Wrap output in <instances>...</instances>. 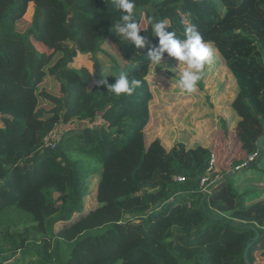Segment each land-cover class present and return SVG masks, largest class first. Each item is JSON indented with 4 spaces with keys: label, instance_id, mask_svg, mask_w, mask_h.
I'll list each match as a JSON object with an SVG mask.
<instances>
[{
    "label": "trees",
    "instance_id": "trees-1",
    "mask_svg": "<svg viewBox=\"0 0 264 264\" xmlns=\"http://www.w3.org/2000/svg\"><path fill=\"white\" fill-rule=\"evenodd\" d=\"M135 3L132 22L163 20L179 39L195 27L218 53L236 89L229 112L242 163L257 156L202 193L212 150L146 141L148 56L159 47L151 25L139 30L137 47L116 33L112 0H0V264H245L256 233L247 258L264 264L263 190L234 183L251 171L264 176L256 147L264 135V0ZM107 40L127 66L103 75L97 56ZM86 56L95 74L73 66ZM122 71L142 81L130 95L98 86ZM75 120L90 124L43 147ZM93 176L96 205L84 211Z\"/></svg>",
    "mask_w": 264,
    "mask_h": 264
},
{
    "label": "rangeland",
    "instance_id": "rangeland-1",
    "mask_svg": "<svg viewBox=\"0 0 264 264\" xmlns=\"http://www.w3.org/2000/svg\"><path fill=\"white\" fill-rule=\"evenodd\" d=\"M32 12L33 7L30 5L25 20L31 19ZM1 13L0 9V15ZM145 27L146 23L141 21L140 29ZM121 36L123 37V34ZM127 41L131 40L127 39ZM208 46L212 51L211 61L205 65L202 79L200 83L198 82L196 91L192 93H187L178 86L185 66L175 58L166 57L160 61L159 66H151L149 80L153 99L149 107V123L144 132L147 142L159 137L166 149L180 142L185 147L202 145L212 150L211 158L215 175L211 180L215 177L217 181L225 173L233 174L236 168L234 164L242 163L246 154L233 137L236 123L229 112L230 101L236 92L235 85L232 83L233 79L222 65L218 53L210 45ZM41 52L44 53L45 50ZM97 61L98 68H100L98 70L103 75H107L115 67H118L115 69H121L127 66L126 61L110 40L104 43L101 53L97 56ZM73 66L75 68L86 66L92 74L96 73L94 62L89 56L76 59ZM18 78H22L21 74H18ZM89 124L87 121L77 122L76 120L69 124L61 123L56 127L54 134L58 141L70 130L82 129L88 127ZM263 168L264 164L260 162L258 169ZM242 174L236 175L237 179ZM97 182V176L91 177L87 182L89 195L85 200L84 211L95 208ZM234 183L241 190L250 186L259 191L263 190L261 193L264 197V176L257 174L256 171L245 173L243 179ZM13 260H11L13 264H19ZM256 262V264L262 262L258 255H256Z\"/></svg>",
    "mask_w": 264,
    "mask_h": 264
},
{
    "label": "clouds",
    "instance_id": "clouds-1",
    "mask_svg": "<svg viewBox=\"0 0 264 264\" xmlns=\"http://www.w3.org/2000/svg\"><path fill=\"white\" fill-rule=\"evenodd\" d=\"M112 3L120 13L119 22L115 24L116 33L123 34L124 39H130L137 47H143L144 39L138 35L139 23L132 22L137 14L135 0H112ZM145 23L152 26V35L157 37L159 42V47L150 51L149 62L153 66H159L161 54L166 51L170 57L185 66L178 81L179 88L187 93L196 91L203 76V69L212 57V51L201 33L195 27H189L185 30L184 38L179 39L174 32L166 31L168 25L163 20L149 16ZM97 83L112 94L120 96L130 95L142 81L135 78L129 80L128 74L122 71L115 77L114 83H108L103 78Z\"/></svg>",
    "mask_w": 264,
    "mask_h": 264
},
{
    "label": "built area",
    "instance_id": "built-area-1",
    "mask_svg": "<svg viewBox=\"0 0 264 264\" xmlns=\"http://www.w3.org/2000/svg\"><path fill=\"white\" fill-rule=\"evenodd\" d=\"M54 132H56V131L54 130V131L50 132L48 134V136L44 139V143H43L44 148H49V147L53 148L56 145V143L58 142ZM256 156H257L256 154L249 156L247 158V161L242 163L241 165L237 166L234 171H240L241 169L247 167L248 162H251ZM213 175H215V173L213 170V161L211 159L209 166L205 172V176L200 180L199 187H200L202 193L207 192L206 190H208L207 186L209 185V180L211 181V178ZM213 180L216 181L215 177ZM176 181L182 182V181H184V178L178 177V178H176Z\"/></svg>",
    "mask_w": 264,
    "mask_h": 264
},
{
    "label": "water",
    "instance_id": "water-1",
    "mask_svg": "<svg viewBox=\"0 0 264 264\" xmlns=\"http://www.w3.org/2000/svg\"><path fill=\"white\" fill-rule=\"evenodd\" d=\"M256 147H257V150H258V151L264 149V135L261 136V137L256 141ZM257 238H258V233H256V235H255V237L253 238L252 242L249 243V244L246 246L245 250H244L243 259H244V263H245V264H249V261H248V258H247V256H248V251H249L250 247L252 246V243H253L254 241H256Z\"/></svg>",
    "mask_w": 264,
    "mask_h": 264
}]
</instances>
